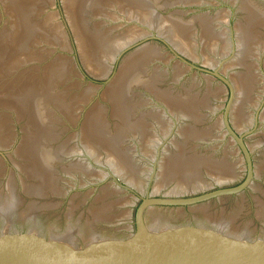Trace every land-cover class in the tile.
Returning <instances> with one entry per match:
<instances>
[{
	"label": "clouds",
	"instance_id": "obj_1",
	"mask_svg": "<svg viewBox=\"0 0 264 264\" xmlns=\"http://www.w3.org/2000/svg\"><path fill=\"white\" fill-rule=\"evenodd\" d=\"M17 207V200L15 196H11L8 200L0 203V214L6 212H14Z\"/></svg>",
	"mask_w": 264,
	"mask_h": 264
}]
</instances>
